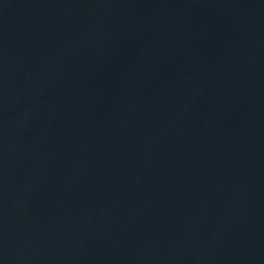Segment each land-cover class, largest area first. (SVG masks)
<instances>
[{
  "label": "water",
  "instance_id": "water-1",
  "mask_svg": "<svg viewBox=\"0 0 264 264\" xmlns=\"http://www.w3.org/2000/svg\"><path fill=\"white\" fill-rule=\"evenodd\" d=\"M0 264H264V0H0Z\"/></svg>",
  "mask_w": 264,
  "mask_h": 264
}]
</instances>
